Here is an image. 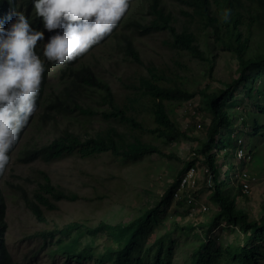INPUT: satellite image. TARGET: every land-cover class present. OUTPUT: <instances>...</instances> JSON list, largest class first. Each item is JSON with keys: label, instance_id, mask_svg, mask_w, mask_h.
Masks as SVG:
<instances>
[{"label": "trees", "instance_id": "1", "mask_svg": "<svg viewBox=\"0 0 264 264\" xmlns=\"http://www.w3.org/2000/svg\"><path fill=\"white\" fill-rule=\"evenodd\" d=\"M136 1L129 0L128 8L110 34L85 54L64 65L72 68L100 46L115 40V49L123 53L125 60L128 58L141 66L140 56L126 31L139 36L167 32L171 35L167 44L175 50L176 55L186 53L209 65L211 61L207 52L210 47L218 46L221 52L235 57L237 78L218 89L210 90L208 85L199 87L198 81L192 75H187L190 71L188 65L174 58L170 65L150 63L146 67L147 74L138 75L129 85L118 78L122 86L133 90L131 94H121L100 79L96 70L94 72L81 64L75 71H71L73 79L64 86L65 94L63 92L61 99L56 102L62 108L58 107L57 110L66 113L64 106L71 100L70 96L76 88L81 87L84 92L89 89L95 96L99 110H83L78 107L80 115L91 119L96 117L104 123V127L93 130L91 135L84 138L64 132L46 145L26 150L18 161L27 165L36 161L49 163L73 156L82 159L107 156L113 161L127 164L152 155L173 159L174 156L164 154L157 143L177 144L181 140H193L180 129L175 116L181 104L198 96L201 108L209 114L210 121L194 155L203 157L208 199L215 207V212L206 224L200 226L206 228L204 241L191 254L190 264H261L264 256V202L258 219L251 218L238 206L239 199L247 197L242 191L243 180L240 177L247 167L245 159L237 162L234 160L235 150L243 147L242 138L248 148L247 162L251 161L252 156L259 157L262 152L260 146L264 143V0H174L184 9L180 10V15L186 19L181 24L175 15L166 11L162 0H147V15L152 17L148 23L136 19L127 22L131 5ZM10 7L23 10L27 15L34 13L29 0H14L11 5L9 0H0V22L5 27L8 26L5 17ZM33 27L42 29L41 21L36 19ZM52 34L45 30L44 42ZM39 47L37 52L44 60L42 42ZM44 64L36 110L10 150L5 170L0 172V264H20L11 261L4 239L7 224L1 182L11 154L42 108L49 71L45 60ZM236 102L242 108L234 106ZM236 116L240 117L237 132L239 140L237 143L226 142L225 134L234 130ZM42 120L48 124L52 119L44 116ZM227 147L228 150H225ZM221 151L224 153L220 155ZM194 163H185L154 206L141 211L127 222L110 225L99 221L94 224L91 218H84L61 226L54 225L38 233L37 237L41 238L43 245L53 244V254H61L66 259L74 257L79 261H88L87 264H173V234L186 229L193 230L192 226L185 228L172 223V229H168L151 244L145 247L143 244L152 228L158 224L161 209L169 207L175 200L174 194L181 182V175L193 168ZM221 167H225L223 174ZM105 195L98 191L94 193L96 206ZM19 197L25 209L41 224H46L45 214L55 211L59 202H75L79 199L74 192L54 184L48 173L41 170L37 171L32 193L20 190ZM176 204L181 205V202L177 201ZM220 225L237 228L242 236L241 242L215 245L209 233L210 229ZM99 235L108 237L112 247L97 254L89 246L80 249L81 239Z\"/></svg>", "mask_w": 264, "mask_h": 264}, {"label": "rangeland", "instance_id": "2", "mask_svg": "<svg viewBox=\"0 0 264 264\" xmlns=\"http://www.w3.org/2000/svg\"><path fill=\"white\" fill-rule=\"evenodd\" d=\"M147 0H138L131 5L130 13L126 21L133 19L141 23H148L152 17L147 15ZM166 11L175 15L179 24L186 19L180 15L184 10L174 0H162ZM193 28V27H192ZM131 36L134 49L138 52L142 65L139 66L125 57L121 51L115 49V40L108 41L104 46L97 48L92 55L83 58L81 62L72 68L63 64H56L52 61L45 62L49 65L47 85L44 101L39 114L19 142L15 151L11 154L8 169L1 182L2 191L6 205L5 243L11 256V261L20 264H87L88 261H79L74 257L66 259L61 254H53V244L43 245L37 234L47 231L54 225L61 226L74 220L91 218L94 224L104 221L110 225L129 221L135 215L145 209L154 206L160 199L163 192L176 178L185 163L194 161V167L189 169L181 180L187 181V186L182 194L174 200L169 207H163L159 214L158 224L152 228L151 233L145 238L143 247L151 244L160 235L172 229L171 224H178L179 227L189 228L182 232L173 234V264H190L191 254L202 246L206 228L200 226L206 224L215 212V207L208 199L209 191L206 189L207 173L203 163V157L194 155L199 147V141L204 138L206 127L209 124L210 116L202 109L200 98L181 104L176 110L175 120L180 129L191 136L193 140H181L177 144H157L166 155H173V159L160 156L143 157L138 162L120 163L113 161L107 156H99L91 159H82L77 156L66 159L43 163L36 161L27 165L21 164L18 159L26 150L41 147L59 137L64 132H71L84 138L91 135L93 130L104 127V123L96 117L88 118L80 115V110H99L97 101L91 91H83L81 87L76 88L65 104L66 113L58 111L62 105L56 103L61 99V94L67 82L73 79L71 71H75L81 64L86 65L98 75L100 79L110 84L113 90L121 94L132 93L129 87L120 84L121 78L129 85L137 79L138 75H146V67L150 63L156 65L171 64V59L180 60L188 65L190 71L188 76H193L199 87L205 85L209 89L222 88V85L237 78V62L235 57L221 52L218 46L210 47L208 57L209 65L199 62L188 54L176 55L175 50L167 44L170 41V34L167 32L151 33L146 36H139L131 31H126ZM209 34V33H208ZM207 34V35H208ZM211 39H209L210 41ZM165 42V43H164ZM203 47V45H201ZM40 49V47L38 46ZM121 85L119 89L118 86ZM243 94V92H242ZM95 95V94H94ZM237 108H242L237 102ZM79 107V108H78ZM47 110V111H46ZM192 112H195L193 115ZM50 117V123L46 124L42 118ZM234 130L226 132V142L237 143L239 140L238 130L240 128V117L236 116ZM200 125L198 128L197 126ZM244 130V129H243ZM242 149L247 153L248 148L242 138ZM262 152L259 157L252 156L251 161L245 159L244 171L254 178L250 184V191L246 199H239L238 206L243 208L251 218L258 219L260 207L264 202V143L261 144ZM228 150V147L225 149ZM236 152V150H235ZM224 152L221 151L220 155ZM236 156L235 160L236 161ZM220 161L217 160V164ZM48 173L52 182L79 196L75 202L63 201L57 204V209L47 212L46 224L38 223L25 209L24 203L19 197L20 190L32 193L35 184L37 171ZM225 167H221L223 174ZM96 188V189H94ZM106 195L96 206L94 200L95 192ZM181 202L177 205L176 202ZM210 239L215 245H228L240 243L242 236L237 228L220 225L210 229ZM110 240L105 235L94 238H83L80 240V249L89 246L94 254L105 251L112 247ZM264 253V251H263ZM264 264V256L262 259Z\"/></svg>", "mask_w": 264, "mask_h": 264}, {"label": "clouds", "instance_id": "3", "mask_svg": "<svg viewBox=\"0 0 264 264\" xmlns=\"http://www.w3.org/2000/svg\"><path fill=\"white\" fill-rule=\"evenodd\" d=\"M14 0H9L13 4ZM32 15L10 7L0 22V172L37 107L44 60H76L112 32L129 0H29ZM39 19L42 29L33 27ZM45 30L53 33L44 42ZM38 41L40 42L38 44Z\"/></svg>", "mask_w": 264, "mask_h": 264}, {"label": "built area", "instance_id": "4", "mask_svg": "<svg viewBox=\"0 0 264 264\" xmlns=\"http://www.w3.org/2000/svg\"><path fill=\"white\" fill-rule=\"evenodd\" d=\"M192 114L194 115L195 112H192ZM198 128L200 127V125L197 126ZM246 152L243 151L242 148H238L235 152V156H236V160H241V159H246ZM247 160V159H246ZM240 177L242 178L243 182H242V191L244 194H248V192L250 191V184L251 181L254 180V178H252L247 172H242V174L240 175ZM187 186V181L185 179L181 180L179 187L177 189V191L174 194V199L177 200L180 197V194H182V190L183 188Z\"/></svg>", "mask_w": 264, "mask_h": 264}]
</instances>
